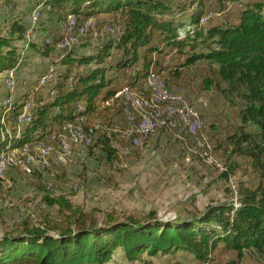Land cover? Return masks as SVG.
Returning a JSON list of instances; mask_svg holds the SVG:
<instances>
[{
  "label": "rangeland",
  "instance_id": "rangeland-1",
  "mask_svg": "<svg viewBox=\"0 0 264 264\" xmlns=\"http://www.w3.org/2000/svg\"><path fill=\"white\" fill-rule=\"evenodd\" d=\"M168 1L182 4L184 0ZM241 8L238 0H229L222 4L217 0H208L200 18L201 24L212 23L219 18L220 21L235 20ZM207 15L212 18H206ZM13 18H21L28 27L27 36L37 41L61 34L55 44L56 46L59 43L61 46L56 47L58 51L67 49L78 53L87 52V43H97L119 30L114 17H103L99 20L91 18L81 20L79 24L74 14H68L65 19L63 16L58 18L55 11H51L42 0H20L16 6L5 5L0 0V24L4 26L3 33ZM89 31H92L91 37L88 34L84 36ZM68 38L73 40L69 41ZM17 46H20L19 43ZM25 53L30 60L21 74L17 68H10L2 74V82L7 92L0 100V106L3 107L0 118L2 138L20 136L22 129L31 122L24 118V113L34 116L36 102L32 95L43 88L48 98H53L50 91L58 82V74L64 71V67L54 66L50 57L46 58L48 67L37 53L31 50ZM166 54L169 55V61ZM115 55L111 60L115 59ZM165 55L158 57L160 62L164 57L165 59L158 67L150 68L147 76L140 78L133 88L123 86L103 102L105 106L98 115H88V121L93 123H87V116L80 113L84 105L77 103L73 115L80 117H72L64 122V132L50 131L44 139L27 141L16 151H11L8 143L0 148V156L6 154L8 166L11 168L7 169L3 178L0 177V235L24 225L58 227L69 224L70 220L73 226L92 221L101 224L107 214L116 218L143 217L149 211H155L158 216L174 218L176 215L200 211L217 201L236 200V191L241 183L247 187L257 184L259 176L251 159L231 153L229 138L239 128L251 133L259 131L253 123L244 125L241 121L242 101L237 97L228 100L220 92L218 87H224L225 83H218L213 69L215 65L198 60L183 70H177L175 67L178 68L183 62V54L172 51ZM177 71L180 72L177 74ZM154 82L167 86L172 98H156ZM19 84L22 86H17ZM16 89L19 92L18 99ZM22 90H26L29 96H20ZM120 91L122 93L118 94ZM2 92L4 93V89L1 87L0 96ZM188 94L194 97L187 100L185 96ZM22 98L24 99L19 102ZM115 98L121 99L110 105ZM9 99L13 103L9 113H12V108L16 105L21 106L16 111L13 122L6 120L9 110H5L8 106L5 102ZM199 101L205 105L202 106L204 110L201 108L202 112L197 106ZM164 103L171 105L175 113L168 119L151 116L156 125L145 135L141 130L138 131L139 122L148 110L146 104L164 107ZM177 106L182 117L195 122L192 129L185 127L181 119L180 125H176ZM190 106L196 117L188 116ZM115 115L126 118V125L117 121ZM121 127L129 128V132ZM76 129L86 133L87 138L89 137L88 144L82 146L78 141H73L72 133ZM62 134L66 135V139L62 140ZM138 138L142 141L139 139L135 143L134 139ZM25 144L27 149L21 151ZM110 146L121 155L118 160L112 161V157H108ZM130 146L139 148L130 152ZM23 158L27 166L21 165L19 160ZM65 158L80 164V176L77 179L62 172ZM60 176L61 180L57 178ZM58 195H63L72 207L51 204L46 199L47 196ZM51 226V232H55V228ZM147 256L144 253L142 255L143 258ZM147 260L149 261L145 264H264L263 256L257 251L245 249L242 257L238 258L236 252L225 248L223 243H218L204 261L185 252L159 255ZM109 264L143 263L128 262L122 251L117 249Z\"/></svg>",
  "mask_w": 264,
  "mask_h": 264
},
{
  "label": "trees",
  "instance_id": "trees-1",
  "mask_svg": "<svg viewBox=\"0 0 264 264\" xmlns=\"http://www.w3.org/2000/svg\"><path fill=\"white\" fill-rule=\"evenodd\" d=\"M206 1L42 0L58 18L74 14L79 24L81 20L102 19L101 15L115 18L117 33L82 53L58 51L55 44L61 34L41 41L28 37V27L21 18L11 19L4 33L0 24V73L23 67L28 50L64 67L53 88L54 97L37 99L31 122L19 137H0V148L8 143L13 149L27 141L44 139L56 124L72 119L79 102L84 103L80 113L87 116V123H93L88 115L101 111L98 101L111 98L122 81L133 88L150 68L160 65L154 54L168 53L170 48L184 55L179 66L198 60L214 64L218 83H225L218 87L220 92L228 100L237 97L242 101L241 121L244 125L253 123L259 131L239 128L229 138L231 153L251 159L259 176L257 184L247 187L241 183L236 200L217 201L174 218L158 216L155 211L143 217L107 214L101 224L92 221L73 226L70 220L66 225H50L55 232L50 226L24 225L1 233L0 264H109L117 249L128 262L148 263L143 253L163 256L177 252L204 261L218 243L234 250L238 258L243 250L253 249L264 259V0H238L242 8L235 20L203 25L200 18ZM217 1L222 4L229 0ZM2 2L16 6L20 0ZM91 34L89 31L84 36ZM114 54L118 57L111 60ZM18 108L16 105L12 113L11 109L7 112V121L13 122ZM2 114L0 106V118ZM109 148L108 157L118 160L121 155ZM46 199L51 204L72 207L63 195Z\"/></svg>",
  "mask_w": 264,
  "mask_h": 264
},
{
  "label": "crops",
  "instance_id": "crops-1",
  "mask_svg": "<svg viewBox=\"0 0 264 264\" xmlns=\"http://www.w3.org/2000/svg\"><path fill=\"white\" fill-rule=\"evenodd\" d=\"M247 1H249V0H247ZM241 2V1H240ZM102 17H104V15H101ZM220 19V18H219ZM219 19H217V20H214V21H212V23H217V22H220V20ZM96 44V42H92L91 44H89L88 43V45H86V47L88 48L87 49V51L88 50H91V48L94 46ZM86 47L84 48L85 50H86ZM173 50H175V49H173ZM173 50H171L170 48L169 49H167V51H168V53H172L171 51H173ZM28 52V51H27ZM38 54V53H37ZM41 58H43V60L47 63V61H46V58L47 57H43V56H41L40 54H38ZM162 55H165V53H157V56L156 57H154L155 59L156 58H158V57H160V56H162ZM116 57L115 58H117L118 57V54H116L115 55ZM169 55H165V57H166V59H168L167 61H169V57H168ZM184 56V55H183ZM112 57H114V55L112 56ZM165 57L163 58V60L165 59ZM30 60V57H28V60H27V62H26V64L24 65V66H26L27 65V63H28V61ZM162 60V61H163ZM158 61H159V59H158ZM162 61L160 62L159 61V64H161L162 63ZM183 61H184V58H183ZM183 63V62H182ZM48 64V63H47ZM53 65L54 66H56L54 63H53ZM187 65H189V64H187ZM187 65H182V66H179L178 67V69L179 70H183V69H185L186 67H187ZM214 65V64H213ZM24 66L23 67H21V68H18V71L20 72V74L22 73V71H24ZM164 66H165V64H164ZM48 67H49V64H48ZM156 67H158V66H156ZM48 69V68H47ZM175 69H177L176 67H175ZM177 72H180V71H177ZM162 73H164V71H162ZM2 74H3V72L2 73H0V75H1V77H0V88L2 87L3 89H4V93L2 92L1 93V96H0V100L6 95V88H5V86H4V84H3V82H2ZM23 78H21V80H22ZM24 80V79H23ZM34 82L36 81V78L33 80ZM34 82H29L30 84H32V83H34ZM125 85H127V83H126V80L124 81V82H122L121 83V85L116 89V91L115 92H117L118 90H120V88H122L123 86H125ZM17 86H22L21 84H19V85H17ZM24 87V86H23ZM26 90H22V92H20V96L23 94L24 95V97H28L29 96V94L26 92ZM114 92V93H115ZM25 93V94H24ZM18 95H19V92H18V90L16 89V98L18 99ZM32 97L35 99V102L37 101V99H39V98H42L43 100H46V99H48V96H47V94H46V91L43 89V88H41V89H39L36 93H34L33 95H32ZM191 97H194V95L193 96H190V94H188V96H185V98L187 99V100H189ZM184 98V97H183ZM24 98H22L19 102H21L22 100H23ZM119 99H121V98H115V100H114V102L111 104V105H113L115 102H119L120 100ZM103 102L104 101H98L97 102V107H98V109H101L103 106H105V105H103ZM198 104H197V106H198V108H199V110L201 111V108H202V110H204V108L203 107H205V105H204V103H202V102H197ZM79 104H83L84 105V103L83 102H79ZM18 107H19V109H20V105H17ZM110 106V105H109ZM203 106V107H202ZM202 112V111H201ZM120 117V118H119ZM125 118V117H124ZM115 119L117 120V121H120L122 124H124V125H126V123H127V121H126V118L125 119H123L120 115H115ZM64 123V122H63ZM63 123H61V124H56L54 127H53V129L51 130V131H58V132H64V130L62 129V127H63ZM123 125V126H124ZM153 135V134H152ZM152 135H151V137H152ZM150 137V138H151ZM150 138H149V140H150ZM135 148H139V147H136V146H130L129 147V149H130V152H131V150L132 149H135ZM80 164H77V163H75L72 159L71 160H68V162H66L65 163V165H64V168H63V171L62 172H65V173H67V176L69 175L70 177H72L73 179H77L80 175H79V173H80ZM61 177L62 176H60V177H57L59 180H61ZM66 177V176H65ZM65 177H64V180H66L65 179ZM57 181V180H56ZM53 183L54 184H56V182L55 181H53ZM166 254H164L163 256H165ZM157 256H159V255H157ZM150 257H156V256H151V255H148L147 257H145V259H149Z\"/></svg>",
  "mask_w": 264,
  "mask_h": 264
},
{
  "label": "bare ground",
  "instance_id": "bare-ground-1",
  "mask_svg": "<svg viewBox=\"0 0 264 264\" xmlns=\"http://www.w3.org/2000/svg\"><path fill=\"white\" fill-rule=\"evenodd\" d=\"M9 77V76H8ZM11 84H9V86H10ZM50 94L51 95H54L55 94V91L54 90H51L50 91ZM11 97V96H10ZM12 100H13V98H12ZM158 100V99H157ZM148 101V100H147ZM6 103H8V106H6V111H8V110H10L11 109V107H12V105H13V103L11 102V99H9L8 100V102H5V104ZM148 103H149V101H148ZM154 103V102H153ZM165 104V103H164ZM172 104V103H171ZM29 105V104H28ZM166 105V104H165ZM138 106V105H137ZM141 106V105H140ZM145 106V105H144ZM146 106H147V108H148V110L146 111V113H145V116H143L142 117V121L141 122H139L140 124H139V126H138V131H142L143 132V134L145 135L147 132H148V130L149 129H151L153 126H155L156 125V121H152L151 120V116H154V117H161V116H166L165 118L166 119H168L169 117H171L172 116V114H174L175 112H174V110H173V108L171 107V105H166V106H164V107H159V106H153V105H150V104H146ZM145 106V107H146ZM142 109V108H141ZM187 111V110H186ZM129 112V111H128ZM180 112V111H179ZM133 113V112H132ZM182 113V112H181ZM189 114V113H188ZM184 115V114H183ZM82 116V115H81ZM133 116H134V114H133ZM75 119H77L78 117H80L79 115H76V114H74V116H73ZM134 118V117H133ZM161 118H163V117H161ZM190 118H192V117H190ZM31 119H32V116L30 117L29 115L27 116V120L28 121H31ZM180 119H181V121H182V123L184 124V126L185 127H187V128H191V126L192 125H194V123L195 122H190V120L191 119H188V118H186L185 116H181L180 115ZM172 120V119H171ZM194 120V119H193ZM165 121H167V120H165ZM195 121H197V120H195ZM79 122V121H78ZM164 122V121H163ZM197 123H199V122H197ZM136 125V124H135ZM200 125V124H199ZM133 128V127H132ZM108 132V131H107ZM129 132V131H128ZM132 132V131H131ZM77 134V137L76 136H73V134ZM109 133V132H108ZM86 134V133H85ZM84 134V132L82 131V130H79V129H76L73 133H72V138H73V141H75V142H77L78 141V143H81L82 144V146L83 145H86V144H88L89 143V137L87 138V136ZM130 134V133H129ZM135 134V133H134ZM131 135V134H130ZM136 136H138V134L136 133L135 134ZM135 135H134V137H135ZM107 136V135H106ZM133 136V135H132ZM143 136V135H142ZM131 139V138H130ZM140 138H138V139H134V142L135 143H137V140H139ZM141 140V139H140ZM143 140H145V139H143ZM142 141V140H141ZM70 142V141H69ZM142 143V142H141ZM144 144V143H143ZM49 145V144H48ZM131 145H133V144H131ZM138 145V144H137ZM91 146V145H90ZM140 146V145H139ZM20 147L21 146H19V148L18 147H16V148H13V149H11V151H16V150H18V149H20ZM26 144L21 148V151H25L26 150ZM40 147V146H39ZM45 147V146H44ZM43 147V148H44ZM30 148V147H29ZM65 148V147H64ZM7 151V150H6ZM46 152H47V150H45ZM9 153V152H8ZM14 153V152H13ZM18 153V152H17ZM15 154V153H14ZM78 154V153H77ZM82 155H83V153H81ZM6 154H1V158H0V161H2V160H4V159H6V156H5ZM8 155V154H7ZM5 156V157H4ZM24 157V156H23ZM11 158V157H10ZM20 158V157H19ZM77 159V158H76ZM7 160V159H6ZM45 160H46V158H45ZM8 161V160H7ZM20 161V163H21V165L22 166H25L27 163H26V161L24 160V158L23 159H20L19 160ZM14 162V161H13ZM11 164V163H10ZM27 166V165H26ZM26 168V167H25ZM57 169V168H56ZM26 171V170H25ZM44 175V174H43Z\"/></svg>",
  "mask_w": 264,
  "mask_h": 264
},
{
  "label": "built area",
  "instance_id": "built-area-1",
  "mask_svg": "<svg viewBox=\"0 0 264 264\" xmlns=\"http://www.w3.org/2000/svg\"><path fill=\"white\" fill-rule=\"evenodd\" d=\"M206 18H212V17L207 15ZM68 40L72 41L73 38H68ZM56 47H61V46L59 45V43H57ZM154 83H155V86H156V98H163V97H171L172 98L171 91L167 88V86H164V84L158 83V82H154ZM9 90H11V87H9ZM120 93H122V91H120L118 94H120ZM107 102H110V100H108ZM122 106H124V104ZM180 115H181V113L179 112V108L177 106V112L175 114V116H176V125H180ZM188 116L196 117V113H192V106H190V114ZM161 117H166V116H161ZM24 118H27V112L24 113ZM121 128H123L124 130L129 131V128H124V127H121ZM191 129H192V126H191ZM65 133L68 134L67 132H65ZM73 136L77 137V134L75 133V134H73ZM136 137H139V136H136ZM49 138H51L50 135H49ZM63 139H66V135H64V134H62V140ZM26 149H27V147H26ZM29 156H32V154H29ZM54 158L58 160V158H56V157H54ZM66 162H68L67 158H65V163ZM7 169H11L8 166V161L7 160L0 161V177H2V178L4 177L5 172L7 171ZM41 174H45V173H41Z\"/></svg>",
  "mask_w": 264,
  "mask_h": 264
}]
</instances>
